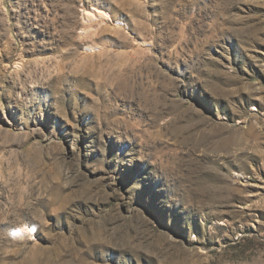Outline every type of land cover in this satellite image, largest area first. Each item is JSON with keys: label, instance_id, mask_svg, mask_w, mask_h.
I'll use <instances>...</instances> for the list:
<instances>
[{"label": "rangeland", "instance_id": "1", "mask_svg": "<svg viewBox=\"0 0 264 264\" xmlns=\"http://www.w3.org/2000/svg\"><path fill=\"white\" fill-rule=\"evenodd\" d=\"M0 264H264V0H0Z\"/></svg>", "mask_w": 264, "mask_h": 264}, {"label": "bare ground", "instance_id": "2", "mask_svg": "<svg viewBox=\"0 0 264 264\" xmlns=\"http://www.w3.org/2000/svg\"><path fill=\"white\" fill-rule=\"evenodd\" d=\"M33 231V228L30 227H24L23 229L21 228L17 233L19 234H31Z\"/></svg>", "mask_w": 264, "mask_h": 264}]
</instances>
